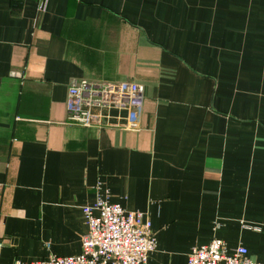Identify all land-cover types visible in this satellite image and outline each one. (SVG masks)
I'll return each mask as SVG.
<instances>
[{"label":"crops","instance_id":"crops-1","mask_svg":"<svg viewBox=\"0 0 264 264\" xmlns=\"http://www.w3.org/2000/svg\"><path fill=\"white\" fill-rule=\"evenodd\" d=\"M0 0V264L81 253L98 197L150 221L149 264L222 240L264 263V0ZM74 80L142 107L67 122Z\"/></svg>","mask_w":264,"mask_h":264},{"label":"built area","instance_id":"built-area-1","mask_svg":"<svg viewBox=\"0 0 264 264\" xmlns=\"http://www.w3.org/2000/svg\"><path fill=\"white\" fill-rule=\"evenodd\" d=\"M47 0H36L35 20L45 12ZM142 88L135 82L94 83L74 80L67 89V122L84 128L104 127L109 110H127V126L134 129L142 107ZM87 233L81 253L73 257L49 255L25 264H149L156 240L151 224L140 212L124 210L98 197L91 206L82 207ZM3 243L0 239V257ZM243 247L229 250L213 238L208 244L193 247L187 264H264L247 258ZM21 264V263H16Z\"/></svg>","mask_w":264,"mask_h":264}]
</instances>
